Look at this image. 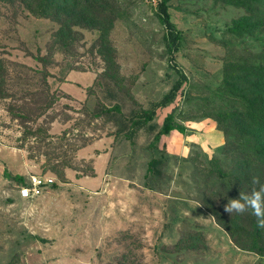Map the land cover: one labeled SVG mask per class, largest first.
<instances>
[{"label":"rangeland","instance_id":"obj_1","mask_svg":"<svg viewBox=\"0 0 264 264\" xmlns=\"http://www.w3.org/2000/svg\"><path fill=\"white\" fill-rule=\"evenodd\" d=\"M160 1L0 0V264H264V0Z\"/></svg>","mask_w":264,"mask_h":264},{"label":"trees","instance_id":"obj_2","mask_svg":"<svg viewBox=\"0 0 264 264\" xmlns=\"http://www.w3.org/2000/svg\"><path fill=\"white\" fill-rule=\"evenodd\" d=\"M169 0H161L158 5V12L161 22L163 23L165 29H166V39L168 41L169 45V52H170V60L172 62L175 61V52L179 50L181 40H182V34L179 30H177L176 26L171 20L170 13H169V6H168ZM174 67H176L177 72L180 74L179 80L176 82V84L173 86V88L170 90V92L164 96L162 101H160L155 108H152L150 110L144 111L140 114L139 118L135 120L133 123V128L130 130L129 138H132L135 134V132L139 129L144 128L150 121L153 120L154 116L156 115L157 107L161 106H167L170 102H172L176 96V93L181 88V85L183 81L187 80V77L185 74L177 68V65L174 64ZM175 129V125L173 122V115H168L165 119L164 126L161 129V131L158 133L157 137H161L163 135H168L171 131ZM180 131H184L183 128H179ZM157 162V161H156ZM155 161L153 163H156ZM18 179L20 181L23 180L22 176H18ZM23 182V181H22ZM27 183H23L22 185H25ZM258 230L257 232H260V229L256 227ZM260 236H255L254 241L255 243L260 242Z\"/></svg>","mask_w":264,"mask_h":264},{"label":"clouds","instance_id":"obj_3","mask_svg":"<svg viewBox=\"0 0 264 264\" xmlns=\"http://www.w3.org/2000/svg\"><path fill=\"white\" fill-rule=\"evenodd\" d=\"M251 184L254 187L250 192H240L238 198L228 200L223 211L229 215L248 213L255 217L257 228L264 229V183L258 176H253Z\"/></svg>","mask_w":264,"mask_h":264},{"label":"built area","instance_id":"obj_4","mask_svg":"<svg viewBox=\"0 0 264 264\" xmlns=\"http://www.w3.org/2000/svg\"><path fill=\"white\" fill-rule=\"evenodd\" d=\"M48 181L41 176H32L30 181L22 185L19 194L22 199L35 200L42 197L46 191Z\"/></svg>","mask_w":264,"mask_h":264},{"label":"crops","instance_id":"obj_5","mask_svg":"<svg viewBox=\"0 0 264 264\" xmlns=\"http://www.w3.org/2000/svg\"><path fill=\"white\" fill-rule=\"evenodd\" d=\"M76 74H71L67 80L68 81H72V82H64V85H63V89H68V90H72V91H79L78 89V85L77 84H80V83H83V82H80L79 80H75L74 77H77L76 79H82V80H86V77L85 76H82V75H76ZM75 81H79V82H75ZM77 87V88H76Z\"/></svg>","mask_w":264,"mask_h":264}]
</instances>
